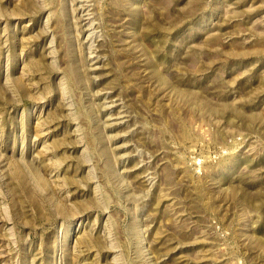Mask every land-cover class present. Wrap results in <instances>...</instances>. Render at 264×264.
<instances>
[{"label":"rangeland","instance_id":"374dc122","mask_svg":"<svg viewBox=\"0 0 264 264\" xmlns=\"http://www.w3.org/2000/svg\"><path fill=\"white\" fill-rule=\"evenodd\" d=\"M0 264H264V0H0Z\"/></svg>","mask_w":264,"mask_h":264}]
</instances>
